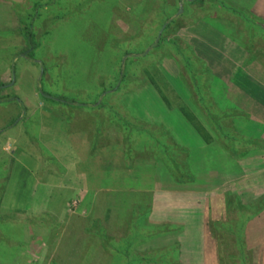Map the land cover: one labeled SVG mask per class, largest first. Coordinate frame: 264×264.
I'll list each match as a JSON object with an SVG mask.
<instances>
[{
  "label": "rangeland",
  "instance_id": "rangeland-1",
  "mask_svg": "<svg viewBox=\"0 0 264 264\" xmlns=\"http://www.w3.org/2000/svg\"><path fill=\"white\" fill-rule=\"evenodd\" d=\"M190 1L181 0L171 26L157 28L152 13L163 9L157 0H0V6L11 5L23 22L7 44L10 51L0 48V69L13 66L12 82L4 88L14 85L18 102L29 100V105L16 107V118H1L21 120H9L8 132L0 135V195L10 181L6 204L0 205V264H253L251 253L240 247L264 239L263 195L250 197L238 189L246 194L240 199L231 191L212 192L218 182L230 180L220 181L217 170L241 159L232 162V152L220 142L205 148L180 120V108L201 121L220 119L223 139L233 140L236 156L256 154L255 144L244 140L255 143L264 135V0H219L226 12L206 4L211 10L200 6L188 13ZM207 13L223 18L203 19ZM158 42L162 47L156 50ZM109 119L117 126L111 127ZM203 124L217 140L209 123ZM165 130L173 134L174 144L188 148L187 169L196 180H186L185 154L171 152L167 159L175 157L172 163L177 161L180 174L164 161L163 148L153 139L172 143L171 136L163 137ZM102 144L112 152L124 151L131 174L120 160L105 166L114 172L110 178L100 174L81 185L101 188L110 183L116 192L84 205L79 194L55 178L61 167L42 159L38 177L52 173L55 178L50 183L54 189L45 191L49 199L16 210L22 222L14 220L16 211L7 214L20 182L24 190L18 201L25 202L32 193L27 173L22 174L14 158L18 148L30 155L45 148L67 164L76 161L75 172L81 173L89 170L80 168L81 160L92 155L89 148L94 152ZM117 144L121 149H114ZM4 147L8 150L2 153ZM31 159L25 163L29 170ZM173 171L178 173L174 177ZM152 217L158 220L152 222ZM137 219L141 236L135 241L131 229ZM248 232L252 239H247ZM131 240L133 258H121Z\"/></svg>",
  "mask_w": 264,
  "mask_h": 264
},
{
  "label": "crops",
  "instance_id": "crops-1",
  "mask_svg": "<svg viewBox=\"0 0 264 264\" xmlns=\"http://www.w3.org/2000/svg\"><path fill=\"white\" fill-rule=\"evenodd\" d=\"M5 13V14H4ZM2 18V20H1ZM23 22L19 21L18 16L15 12V10L13 9V7L10 5H1L0 6V28L3 29V31L0 34V37L2 36H8V40L6 39H1L0 40V48L1 50L3 48H6L4 51H10V47L7 46V44L9 43V41H12L13 39H11L13 36L17 35L21 30L19 28H21ZM6 31V32H4ZM4 33H6V35H4ZM23 59L29 61V58L24 55L22 57ZM16 60V59H15ZM15 60L12 62V64L15 62ZM9 68L11 69L9 71ZM13 66L10 64L4 65L3 67H1L0 69V97H2V100H0V135H5L6 132H8V121L11 120L12 123H14L16 120H21V119H1L3 117V114H6V116H10L13 115L14 118H16L19 114V112L17 111L16 107L19 106L20 104H22L23 102H26V105H29V100H25V101H21L18 102V98L16 99L14 97L15 95V91L17 92V89H15L14 85L12 86V90L10 89H6L4 87L8 86L9 84H11L12 82V69ZM8 70V73H7ZM11 72V74H10ZM6 84V85H5ZM12 91V92H11ZM23 105V104H22ZM25 105V106H26ZM14 108L16 109V112L14 113ZM19 125V124H18ZM264 134V132H263ZM263 140H259L260 145L264 144V135L262 136ZM97 139L100 140V133H98L97 135ZM9 140V138H8ZM119 145V144H117ZM39 146V145H38ZM113 147V146H111ZM264 146H262L257 152H255L256 154H251L249 156H241L242 154H238L233 155V159L232 162H234V158L236 159H241L238 160L237 163L234 162L235 166H222V168L218 171V175H221L220 181H225L227 178H229L230 180H227L224 184L222 182V184L218 182V184L214 185V189L212 190V192L214 190H218V189H223V191H231V194H238L240 199H245L246 197L242 192L238 191L239 190H247L250 197H253L254 195H263L260 196L262 198H264ZM40 148V146H39ZM116 148H120L121 146H115L114 149ZM8 150L7 148H3L2 149V153L3 151ZM30 151V149H29ZM42 152H37V154L33 153V155H30V152L27 151H21L20 148H18V153L16 154L18 156V158L14 157L16 160V163L20 164V168L22 174H26L29 177V182L27 184H29V188L32 190V193L29 194L28 192V197L26 198L25 202H20L18 201L21 192L24 190V188L21 187V182L18 184V186L16 187V199L14 197L11 198V209H6L8 211H16V210H29L28 207L29 206H39L42 205L44 201H46V199H49L48 197L45 198V191L47 192V190H51L54 189L53 186H51V181L53 182V179H58L60 181H63L64 185L67 184V189L71 190V191H75L76 194H79V198L81 197L82 203H84V205H95L97 203V199L98 197L104 195L106 196L107 194H111V192H116L115 188H113L111 185L107 184V187H98V186H91L89 188L87 187H83L82 182L83 181H88L90 179H92L93 177H100V174H102L101 178L106 179L107 178V174L109 176V178L111 177L112 174H110L111 170H108L109 168H106L109 166V164L112 163H117L118 161L121 163L120 165L122 166L123 170H125L126 172H129V170H131V167L128 166L129 163L126 162V160H124V151L121 149V152H112L107 150V147L104 146L103 144L100 145V148L96 147L94 152L90 150L88 153L92 154L91 156L88 155L87 158H84V160H81V163L83 164L82 169H88V171H83L80 172H75L77 164H74L75 162H71V164H67V162H65V158L64 157H58L56 154H54L53 152H49L48 150H46L44 148V151H46L47 153L44 154L43 150H39ZM242 151V150H241ZM249 151V150H248ZM254 152V151H253ZM17 153V152H16ZM44 154V155H43ZM55 156H54V155ZM113 154H116L115 156H113ZM236 154V153H235ZM110 155H112V157H110ZM227 155V154H225ZM25 156H27L28 158H26ZM240 156V157H239ZM1 157L3 158V156L1 155ZM43 157V158H42ZM250 157H255L257 159V161L255 162V164L253 163L252 160H250ZM32 158V159H31ZM26 159V160H25ZM28 159L30 162L34 161V165H33V169L29 170L25 164L27 163ZM43 160H47L50 161L52 164V159L54 160V162H56L60 167V176H57L55 178L53 174H48L43 180H41L38 177V173H39V169H40V161ZM106 161V162H105ZM80 163V162H79ZM31 165V163H29ZM73 164V165H72ZM250 165H252V169L250 168ZM6 168L9 166V163L6 162L4 165ZM90 166V167H89ZM106 166V167H105ZM228 167H230V169H228ZM106 169V171L104 170ZM254 169V170H253ZM17 171V169H16ZM103 171V172H102ZM75 172V173H74ZM130 173V172H129ZM251 173L252 176H250L249 174ZM131 174V173H130ZM212 174V173H211ZM210 174V176H211ZM214 174V175H217ZM213 175V176H214ZM250 176V177H249ZM43 178V177H42ZM252 178L251 181H249ZM43 181V182H42ZM240 181L242 183H240ZM58 182V181H57ZM23 184V183H22ZM230 184V185H229ZM10 186V181H8V186L6 188V191L3 192L4 187L2 185V193L0 195V205L2 203V207L6 204L4 197L6 195H9V193H7L9 191L8 188ZM54 186H61L59 185H54ZM64 187V186H61ZM226 187V188H225ZM65 188V187H64ZM179 189V188H177ZM176 189V190H177ZM10 192V191H9ZM106 192V193H104ZM176 192V191H175ZM234 192V193H233ZM7 193V194H6ZM23 193V192H22ZM211 193V192H210ZM49 194V193H48ZM176 195H180L182 194V192H177L175 193ZM185 194V193H184ZM192 194H195L192 192ZM252 194V196H251ZM197 195V194H195ZM203 195V194H202ZM91 198H93V201L91 200ZM256 198V197H255ZM4 200V201H3ZM2 201V202H1ZM5 203V204H3ZM47 203V202H46ZM9 204H7L6 207H8ZM82 206V205H81ZM47 215V214H46ZM50 216V215H47ZM259 216V215H258ZM50 218H52V216H50ZM156 220H158L156 217H152V222H156ZM164 222H172V223H177V224H184L185 222L183 221H178V219H166V218H162L161 219ZM250 220V219H249ZM203 234V231H202ZM256 236L258 237L259 235L256 234ZM247 239L251 238V236L249 237V232L246 235ZM252 239V238H251ZM243 245L240 247L242 251L246 252L248 251L249 253H251L252 258V263L253 264H264V247H261L260 245H264V239L262 240H256L252 242V244H249V240L247 242V246L242 243ZM19 252H16L14 255H18ZM2 264V263H1ZM241 264H244L243 261L241 260Z\"/></svg>",
  "mask_w": 264,
  "mask_h": 264
},
{
  "label": "trees",
  "instance_id": "trees-1",
  "mask_svg": "<svg viewBox=\"0 0 264 264\" xmlns=\"http://www.w3.org/2000/svg\"><path fill=\"white\" fill-rule=\"evenodd\" d=\"M157 1H161L162 3H163V9H160V10H158V12H156V11H153V13H152V17H153V22H154V24L155 25H157L156 27L157 28H161V27H164V25L166 26V25H168V26H171L175 21L173 20V19H171L172 18V14H176L177 12H178V10H179V7H178V4L181 2V0H175L174 1V3H170L169 1L170 0H157ZM209 5L210 7L212 6V7H219L220 8V10H222L223 12H226V7H225V4L223 3V2H221V1H219V0H216V1H214V0H191L190 2H187L186 3V12H188V13H191V12H195V10H197V8L198 7H200V6H203L204 8H206L207 10H211V9H208L207 8V5ZM202 7V8H203ZM203 11H205V10H203ZM182 17H184V16H182ZM212 19V18H214V19H216V18H223V17H221L220 15L219 16H217L216 17V15H212V14H210V13H207L205 16H204V18L203 19ZM198 21H200V20H198ZM170 28V27H169ZM168 28V29H169ZM32 37V36H31ZM29 39H30V36L28 37ZM162 46L160 45V43L158 42V44L156 45V50L157 49H160ZM150 55V54H149ZM146 58H147V56H146ZM118 77V76H117ZM152 83H153V85L155 84L156 85V81H152ZM180 110H181V115H183V117H184V119H180L182 122H183V124L188 128V131L190 130V131H193L194 132V134H196L198 137H199V141L200 142H203L204 144H202V145H206V147L205 148H209V147H211V148H213V144H215V143H218V142H220L221 144H223L221 147L223 148V150H228V151H231L232 152V154L233 155H235V152H234V146H232L231 144H230V141H233V140H231V138L229 139V137H227V139L228 140H224L223 139V136H225L226 137V133L224 134V125L222 124V122H221V120L220 119H207L206 121L204 120V121H201L200 119H196V117H195V115H194V113L192 112H190L188 109H185V107L183 108V107H181L180 108ZM121 121H123L122 119H120ZM205 122V124H207L208 125V123H209V127L211 128V129H213L214 130V132L217 134V136H218V139L216 140L215 138H214V136L213 135H211L208 131H207V129H206V127L204 126V123ZM106 123H108V121L106 120ZM109 123H110V126L111 127H116L117 125L115 124V123H113L112 121H111V119H109ZM118 125H119V123H118ZM124 126H126L128 129H130V127H132L130 124H123ZM104 128H106V127H100V130L101 131H103V129ZM134 130L136 131L137 130V127H134ZM117 132L118 133H123V130L120 128V127H118L117 128ZM142 133H144V132H142ZM145 134V133H144ZM146 135V134H145ZM163 135V137H164V135L165 136H171L172 137V139L173 140H169V141H171L172 143H170V144H167V143H163V142H158L157 140H159L160 141V139L159 138H157V139H153V141H155V143L158 145V144H160L161 145V147L163 148V150H162V152H163V159H164V161H168L167 163L169 164V163H171L172 165H174L172 162H173V160L175 159V157L173 156V157H171L170 156V160H167L168 159V157H169V155L171 154V152H174V153H180L181 155H183V154H185V159L183 160V170H184V175L185 176H188V178L186 179V180H196V178H195V176H193L190 172H189V170L187 169V154H188V148L187 147H181V146H177L176 144H174V143H176L175 142V140H174V138H173V134L169 131H166L165 130V132L162 134ZM227 136H228V134H227ZM170 137V138H171ZM101 138H102V136H100V140H101ZM125 141H126V139H125ZM244 141H246V143L247 144H251V145H253V144H255V147H256V150H259L262 146H264V144H262V145H260V141H256L255 143H254V141H253V139H251V138H246ZM162 143H163V145H162ZM242 143V142H241ZM244 143V142H243ZM245 143V145H247ZM216 145V144H215ZM243 146H244V144H242ZM164 146H165V148H164ZM224 146V147H223ZM217 147V146H216ZM245 147V146H244ZM218 148V147H217ZM263 149H264V147H263ZM168 150V151H167ZM167 151V152H166ZM217 152V151H216ZM217 153H220V152H217ZM184 157V156H183ZM52 161H54L53 159H52ZM227 160H225L224 162H226ZM175 165H177V161H176V164ZM174 165V166H175ZM175 168L178 170L180 167L179 166H175ZM178 172H179V174L181 173L180 172V170H178ZM174 174H178L177 172H175V171H173L172 172V177H174ZM177 180V179H176ZM178 181V180H177ZM193 183V182H192ZM185 184H188V183H186L185 182ZM189 184H191V183H189ZM117 206V205H116ZM134 210H133V216H136L135 214H136V212H137V209L134 207L133 208ZM260 213V212H259ZM19 214H20V211H16V213H14V215H17L18 217H16L14 220H17V222H19V220H20V222H22L21 221V219L19 218ZM149 215H150V209L147 211V215L146 216H148L149 217ZM45 217L47 216V215H44ZM48 217V216H47ZM46 217V218H47ZM8 218L9 217H7V220H8ZM49 218V217H48ZM139 218V217H138ZM34 219V218H33ZM9 220H12V218L10 217V219ZM26 221V220H25ZM137 223H138V219H137V221H136V225L134 224V226H133V229H131V231H134V233H133V235L132 236H135V238L134 239H136L135 241H137L138 240V236H141V235H139V234H137V231H139L138 230V226H137ZM22 225H23V223H21ZM32 225V226H31ZM31 225H29V228H31V227H33V225H34V223H32ZM38 226H40V225H38ZM42 226V225H41ZM129 232V231H128ZM29 233V232H28ZM168 233V232H167ZM126 234H128V233H126ZM123 236H125V234L124 235H122V236H120V238L119 239H121ZM102 237V236H101ZM104 238V237H103ZM107 238H110V237H108L107 236ZM113 239H117L116 237H114ZM132 241V240H131ZM238 242H240L239 240H238ZM124 243V241L122 242V244ZM133 245V241L132 242H129V243H125V246L127 247V249H125V250H127V251H120V252H122V254H121V258H123V257H125L126 259H127V257H128V259L130 258V256H132L131 254H130V252H134L133 251V249H129V247L130 246H132ZM135 245H138V243L137 242H135ZM132 248V247H131ZM128 252V253H127ZM118 253V252H117ZM133 258V256L129 259V260H131ZM129 262H131V261H129ZM245 264V263H244Z\"/></svg>",
  "mask_w": 264,
  "mask_h": 264
},
{
  "label": "water",
  "instance_id": "water-1",
  "mask_svg": "<svg viewBox=\"0 0 264 264\" xmlns=\"http://www.w3.org/2000/svg\"><path fill=\"white\" fill-rule=\"evenodd\" d=\"M182 11H183V10H182V9H180V13H182Z\"/></svg>",
  "mask_w": 264,
  "mask_h": 264
}]
</instances>
